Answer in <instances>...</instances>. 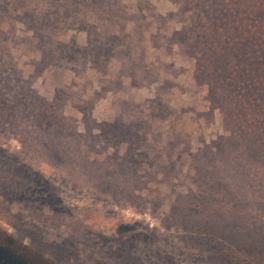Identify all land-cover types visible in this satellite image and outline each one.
I'll return each instance as SVG.
<instances>
[{
	"label": "rangeland",
	"instance_id": "rangeland-1",
	"mask_svg": "<svg viewBox=\"0 0 264 264\" xmlns=\"http://www.w3.org/2000/svg\"><path fill=\"white\" fill-rule=\"evenodd\" d=\"M204 2L0 0L1 241L38 264H229L210 226L264 250V154L204 75L226 41ZM217 2L264 29V0Z\"/></svg>",
	"mask_w": 264,
	"mask_h": 264
},
{
	"label": "trees",
	"instance_id": "trees-1",
	"mask_svg": "<svg viewBox=\"0 0 264 264\" xmlns=\"http://www.w3.org/2000/svg\"><path fill=\"white\" fill-rule=\"evenodd\" d=\"M239 4V0H235ZM217 0H206L203 10L212 23V32L210 36L219 35L223 31L225 42H217L220 52L212 47L209 51L220 53L222 59V68H218L214 59H212L208 70L209 76H214L216 84L220 85L223 96H227L229 109H231L230 97L236 102V109L240 108L244 117L239 122L238 132L230 134L237 140L244 137L246 145L251 154H264V29L258 28L250 32L247 27L237 25L235 22L246 20L251 17L250 14H240L239 5L229 7L227 3L223 4L222 10L217 8ZM260 7V12L263 11ZM219 12V14H218ZM222 17V18H221ZM220 21V22H219ZM224 28H221L218 23ZM231 22V23H230ZM219 29V30H217ZM233 34L239 37L237 42H228L229 36ZM211 44V43H208ZM197 48V44H195ZM219 57V55H216ZM215 56V57H216ZM202 84H209L202 82ZM223 96H214L215 101H222ZM225 115V113H224ZM224 117H227L225 115ZM229 129V128H228ZM227 131V128H226ZM259 155V156H260ZM256 157V156H254ZM206 237L203 238L206 246L219 243L223 253V263L229 264H264V250L250 248V244H224L218 242L219 236H214L211 227L205 228Z\"/></svg>",
	"mask_w": 264,
	"mask_h": 264
},
{
	"label": "flooded vegetation",
	"instance_id": "flooded-vegetation-1",
	"mask_svg": "<svg viewBox=\"0 0 264 264\" xmlns=\"http://www.w3.org/2000/svg\"><path fill=\"white\" fill-rule=\"evenodd\" d=\"M0 264H38L21 256L17 251L0 240Z\"/></svg>",
	"mask_w": 264,
	"mask_h": 264
}]
</instances>
